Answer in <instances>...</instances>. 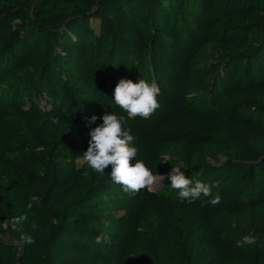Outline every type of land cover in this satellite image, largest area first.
I'll return each mask as SVG.
<instances>
[{
    "label": "trees",
    "instance_id": "16d2710c",
    "mask_svg": "<svg viewBox=\"0 0 264 264\" xmlns=\"http://www.w3.org/2000/svg\"><path fill=\"white\" fill-rule=\"evenodd\" d=\"M210 43L235 51L197 65ZM2 70L37 88L26 105L0 91V264H264V228L239 241L232 223L264 213V0H0ZM174 73L186 94L210 78L195 96L207 108L183 103L146 135L117 115L157 174L170 144L193 182L197 149L220 147L226 159L203 176L234 178L229 210L182 202L170 182L133 196L111 166L100 175L76 163L103 116L81 104L72 77L110 102L120 79Z\"/></svg>",
    "mask_w": 264,
    "mask_h": 264
},
{
    "label": "rangeland",
    "instance_id": "374dc122",
    "mask_svg": "<svg viewBox=\"0 0 264 264\" xmlns=\"http://www.w3.org/2000/svg\"><path fill=\"white\" fill-rule=\"evenodd\" d=\"M92 23H96V20H92ZM233 51H235L233 48L224 47L217 43H210L195 51L197 55L195 62L197 65L209 64L217 61L220 54L230 53ZM0 72V91L2 90L3 92L8 93L7 96H12L16 100H19V103L22 105L30 103L28 101H30L34 91L37 88L36 84L26 83V80L24 79L18 82V75L16 72L11 74H7V72L3 70ZM71 80L77 84L76 95L79 99H81V104H83L85 108L93 109L94 114L103 116L108 112L114 114L125 113L115 104L114 100L110 98V102L105 100L106 98L110 97L106 94V92L102 95L92 94L88 88L84 87V85H82L75 77H72ZM152 81H155L160 88V93L157 97L160 107L148 119H143L140 117L132 119L129 118L130 125L133 128L135 135H146L150 133L154 124L160 118H162L164 114L177 109L183 103H191L193 106L199 109L207 108L204 103L199 102L201 98H196L195 96L200 95L210 89L211 81L209 77L205 79L203 85L197 92L189 94L185 93L184 79L179 75V73L170 74L165 78L156 76L152 79ZM179 147V144L168 145V150L160 161V172L158 174L164 175L166 177L167 174L172 170V167L178 164L183 165L181 171L184 173L187 171L189 172L187 168L190 166L177 159V151ZM225 159L226 156L220 147L203 146L197 149V157L192 163L194 166L200 167L201 173L199 175V181L212 185L211 196H201L200 198L210 204L212 208L221 211L229 210L233 206V202L238 195L234 185L235 180L234 178H227L226 176H223L221 178L218 177L215 181H212L211 179L205 177V173L208 172L206 170L210 168L208 167L209 165L219 163ZM76 163L77 165L82 164L81 157L76 160ZM204 174L205 176H203ZM204 179L205 181H203ZM168 182H170V180L166 178L163 182V186H165V184ZM1 185L2 182L0 181V186ZM1 189L2 188L0 187V192ZM216 195H219L220 202L216 205H212L210 200L215 198ZM238 198L240 199V196ZM243 200L245 201V198H243ZM109 203L110 206H112L113 202ZM232 223L235 226L234 233L236 234L235 236H237L238 240L248 241L251 239L250 229L253 228L254 223L257 227L264 228V213L256 209L249 208L247 211H243L242 213L236 215L232 219ZM113 226L114 225H112L111 228H113ZM197 254H199L198 251L195 252V255Z\"/></svg>",
    "mask_w": 264,
    "mask_h": 264
},
{
    "label": "clouds",
    "instance_id": "9594fccd",
    "mask_svg": "<svg viewBox=\"0 0 264 264\" xmlns=\"http://www.w3.org/2000/svg\"><path fill=\"white\" fill-rule=\"evenodd\" d=\"M159 93L160 88L155 81L140 79L133 82L131 79H120L115 86L113 99L128 118L148 119L160 107L157 98ZM96 119V116H92L89 123ZM102 120L101 124L91 129L89 146L81 156L82 164L86 165L87 169L103 175L105 169L111 166L110 175L113 182L121 185L124 192L133 196L144 189L149 192L156 191L166 178L170 180L171 187L177 190L182 202L192 203L201 196H211L212 185L199 180L193 182L181 171L182 164L173 166L165 177L154 173L143 160L137 159L139 149L135 146L136 137L131 134L130 128L125 129L123 117L108 112L103 115ZM52 122L56 123L57 118L53 117ZM133 159L134 164L131 163ZM83 174L88 175V171ZM31 199L34 201L37 198L33 196ZM219 202V195L210 200L212 205ZM28 207L31 208V203ZM26 219V216H22L17 218V222ZM106 241L104 234L96 237L97 244L103 245ZM26 242H32L31 238L28 237Z\"/></svg>",
    "mask_w": 264,
    "mask_h": 264
},
{
    "label": "water",
    "instance_id": "95a60500",
    "mask_svg": "<svg viewBox=\"0 0 264 264\" xmlns=\"http://www.w3.org/2000/svg\"><path fill=\"white\" fill-rule=\"evenodd\" d=\"M160 187V186H159Z\"/></svg>",
    "mask_w": 264,
    "mask_h": 264
}]
</instances>
